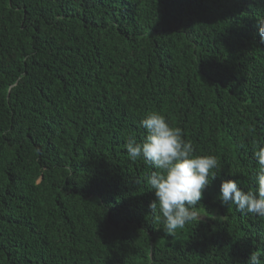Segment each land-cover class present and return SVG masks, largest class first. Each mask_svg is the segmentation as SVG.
Instances as JSON below:
<instances>
[{
    "label": "trees",
    "instance_id": "16d2710c",
    "mask_svg": "<svg viewBox=\"0 0 264 264\" xmlns=\"http://www.w3.org/2000/svg\"><path fill=\"white\" fill-rule=\"evenodd\" d=\"M264 0H0V264H245L264 218L248 190L264 143ZM163 114L220 169L204 217L169 235L153 169L128 158ZM264 264V255L261 257Z\"/></svg>",
    "mask_w": 264,
    "mask_h": 264
},
{
    "label": "clouds",
    "instance_id": "9594fccd",
    "mask_svg": "<svg viewBox=\"0 0 264 264\" xmlns=\"http://www.w3.org/2000/svg\"><path fill=\"white\" fill-rule=\"evenodd\" d=\"M260 40L264 43V17L257 21ZM145 130L140 142L129 136L124 147L132 161L141 159L153 171L145 182L154 192L149 205L161 219V229L169 235L204 217L199 205L204 190L218 175L220 162L215 155H198L193 144L184 138L183 130L173 127L167 118L153 112L139 121ZM256 170L252 173V187H240L237 180H221L218 199L222 206L234 207L241 214L264 218V143L257 142L252 152ZM260 250L252 251L245 264H262Z\"/></svg>",
    "mask_w": 264,
    "mask_h": 264
}]
</instances>
